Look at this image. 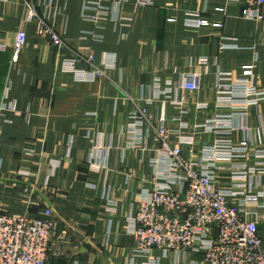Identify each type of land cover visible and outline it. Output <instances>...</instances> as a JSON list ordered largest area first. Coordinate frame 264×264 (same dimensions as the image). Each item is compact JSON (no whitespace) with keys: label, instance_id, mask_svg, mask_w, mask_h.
<instances>
[{"label":"crops","instance_id":"crops-1","mask_svg":"<svg viewBox=\"0 0 264 264\" xmlns=\"http://www.w3.org/2000/svg\"><path fill=\"white\" fill-rule=\"evenodd\" d=\"M250 2L0 0V212L52 206L47 264H132L131 216L160 148L154 129L133 128L134 114L145 109L155 127L174 130L172 145L178 134L193 136L181 145L185 157L213 143L217 134L201 125L228 112L216 102L218 70L264 89V5L263 19L248 18ZM40 22L66 45L40 32ZM19 30L26 43L16 54ZM91 56L112 65L106 75L96 78ZM188 73L198 77L195 90L183 88ZM158 85L170 98L157 96ZM246 124L233 141L264 146V100L250 106ZM137 133L143 139L130 147ZM155 253L160 264H207L202 253Z\"/></svg>","mask_w":264,"mask_h":264},{"label":"built area","instance_id":"built-area-1","mask_svg":"<svg viewBox=\"0 0 264 264\" xmlns=\"http://www.w3.org/2000/svg\"><path fill=\"white\" fill-rule=\"evenodd\" d=\"M250 1L245 15L263 19L264 0ZM190 15L196 24L205 23ZM35 18L32 11L30 19ZM38 28L49 34L56 46L66 45L44 22ZM25 43L26 32L19 30L14 44L16 54ZM87 61L96 78L106 75L112 66H98L93 56ZM242 72L253 77V65H243ZM197 87V75L186 74L183 88ZM157 88L158 97L170 98V89ZM216 92L217 106L228 112L201 125L205 131L215 132L217 138L203 144L197 156L185 157L181 149L182 144L195 143L193 136L178 134V144L172 145L174 130L165 124L155 127L145 109L134 114L133 128L142 131L147 125L154 129L160 148L152 162L153 176L137 194L131 216L130 231L135 242L132 264L135 259H140V264H160L155 250L163 256L169 252L202 253L207 264H264V146L252 150L246 141L237 144L232 139L235 130L248 128L249 108L264 100V89L253 81L238 80L231 71L218 70ZM183 103L178 102L181 106ZM237 119H241L240 125ZM142 139V133H137L129 146ZM221 172L228 174L227 187L218 185ZM31 205L30 200L28 207ZM56 223L48 202L39 214L28 209L0 212V264H47Z\"/></svg>","mask_w":264,"mask_h":264}]
</instances>
